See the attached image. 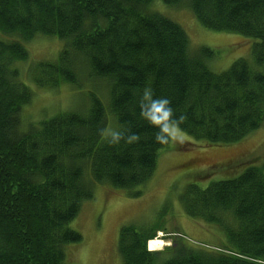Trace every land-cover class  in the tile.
Returning a JSON list of instances; mask_svg holds the SVG:
<instances>
[{
	"label": "trees",
	"instance_id": "16d2710c",
	"mask_svg": "<svg viewBox=\"0 0 264 264\" xmlns=\"http://www.w3.org/2000/svg\"><path fill=\"white\" fill-rule=\"evenodd\" d=\"M156 2L186 8L207 30L252 39L247 59L212 71L215 51H192L184 29L154 9ZM39 36L62 48L56 60L31 66L34 85L82 88L81 79L99 80L107 84L106 104L90 92L83 108L24 125L22 108L33 92L16 63ZM145 86L186 116L182 127L201 147L235 144L264 128V0H0V264H67V245L82 240L69 224L95 185L142 196L169 147L154 142L140 117ZM117 126L138 133V142H104L98 128ZM257 158L235 177L204 188L190 183L179 196L185 215L214 230L221 247L181 239L150 252L148 241L154 251L152 239L165 227L126 225L117 242L122 264H264V167Z\"/></svg>",
	"mask_w": 264,
	"mask_h": 264
},
{
	"label": "rangeland",
	"instance_id": "374dc122",
	"mask_svg": "<svg viewBox=\"0 0 264 264\" xmlns=\"http://www.w3.org/2000/svg\"><path fill=\"white\" fill-rule=\"evenodd\" d=\"M153 8L184 29L192 51L202 46L215 51L208 63L212 71H225L236 59H247L252 39L207 30L186 8L168 7L161 2L154 3ZM25 47L28 58L16 63L23 82L33 92L30 104L22 108L24 125L38 124L59 112L83 108L89 102L90 92L106 104L107 84L99 80L81 79L82 88L69 84L55 90L36 87L29 79V69L38 61L56 60L62 42L39 36ZM256 157L264 167V128L238 143L207 147H201L199 141L186 135L183 143L169 145L159 153L154 174L143 187L141 197L129 198L121 190L95 185L93 197L83 202L79 214L69 224L82 240L67 245V264H122L117 242L120 228L126 225L160 223L165 227L152 241L151 248L158 249L155 252L168 251L174 241L181 239L207 248L221 247L222 239L214 230L185 215L179 196L190 183L204 188L213 181L237 176Z\"/></svg>",
	"mask_w": 264,
	"mask_h": 264
},
{
	"label": "clouds",
	"instance_id": "9594fccd",
	"mask_svg": "<svg viewBox=\"0 0 264 264\" xmlns=\"http://www.w3.org/2000/svg\"><path fill=\"white\" fill-rule=\"evenodd\" d=\"M140 117L153 128L154 142L158 145L183 143L186 133L182 127L186 120L183 114L177 115L172 101L167 96L157 97L150 86H145L138 95ZM98 134L110 146L134 144L139 140V134L122 126L100 127Z\"/></svg>",
	"mask_w": 264,
	"mask_h": 264
},
{
	"label": "bare ground",
	"instance_id": "6f19581e",
	"mask_svg": "<svg viewBox=\"0 0 264 264\" xmlns=\"http://www.w3.org/2000/svg\"><path fill=\"white\" fill-rule=\"evenodd\" d=\"M152 240H155V239H152ZM149 241H151V240H149ZM149 241H148V243H147V250L150 251V252H155L156 250H158V249H156V250H154V251L149 250V249H148ZM162 246H163V245H162Z\"/></svg>",
	"mask_w": 264,
	"mask_h": 264
}]
</instances>
